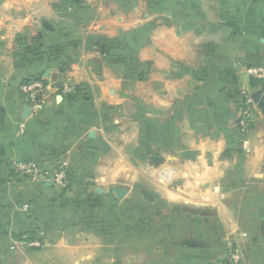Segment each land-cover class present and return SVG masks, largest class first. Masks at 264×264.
<instances>
[{
    "label": "crops",
    "instance_id": "obj_1",
    "mask_svg": "<svg viewBox=\"0 0 264 264\" xmlns=\"http://www.w3.org/2000/svg\"><path fill=\"white\" fill-rule=\"evenodd\" d=\"M88 7L85 17L65 19L54 16L50 0H0V264H41L47 255L38 253L34 243L52 250L56 260L71 250L67 228L52 224L45 204L48 193L42 194L36 184L8 179L11 162L34 161L41 171L61 166L87 170L94 188L135 179L126 162L112 159L123 151L109 143L106 125L111 108L123 105L122 95L104 79L92 83L80 69H111L113 48L137 31L144 37L138 59L151 69L150 80L135 88L141 116L143 106H151L146 119L152 130L150 149L165 159L179 157L174 168L185 176L179 183L183 194L152 181L159 194L151 204L163 200L186 208L178 218L171 214L174 220L161 236L124 241L119 256L103 263L218 264L232 242L244 254L242 264H264V235L259 239L264 218L263 105L255 103L246 134L251 154L242 152L235 128L239 91L252 96L264 90V81L253 84L247 73L264 65V0H121L114 5L89 0ZM94 43L101 44L99 53L89 49ZM53 46L57 58L46 54ZM38 77L57 90L38 118H24L20 86ZM85 77L95 91L93 100L87 107L70 104L61 88ZM85 109L89 117L84 120ZM96 110L103 126L92 122ZM20 124L24 135L18 133ZM41 182L51 189L46 179ZM28 189L36 191L27 194ZM21 202L45 205L24 213ZM229 202L239 204L234 208ZM83 246L91 263L98 248L110 249L90 242ZM129 250L136 254L130 261Z\"/></svg>",
    "mask_w": 264,
    "mask_h": 264
},
{
    "label": "rangeland",
    "instance_id": "obj_2",
    "mask_svg": "<svg viewBox=\"0 0 264 264\" xmlns=\"http://www.w3.org/2000/svg\"><path fill=\"white\" fill-rule=\"evenodd\" d=\"M100 2H111L112 5L121 2V0H96ZM51 8L54 16L65 19H77V17H85L89 11V0H50ZM151 3V0H148ZM147 12L151 9L149 5L146 6ZM143 36L139 31L124 39L121 46L117 49L113 48L111 54L114 55L112 59L111 69H80L86 72L88 79L93 81L105 80L116 85L115 89L122 95V106L112 107L106 125L108 127L109 135L111 136V145L119 150L122 148V155L115 152L112 159L121 160L122 165L127 164L129 173L134 176V180H128L127 184L115 182L111 187L100 186L104 194H99L94 188L96 185L89 181L92 173H87V170H73L68 166L53 167L52 169H44L42 176L37 181L23 177L14 172L8 176L14 181L25 184H36L42 194L48 193V201L45 203L49 212L52 211L54 217L52 224L63 225L67 230L65 235L69 242L70 251H64V259L56 260L55 253L49 248L43 249L35 246L38 253L44 252L47 257L41 264H104L103 260L116 258L119 256V244L127 241L128 243H135L137 241L145 240L146 235L149 241L154 240L152 236L158 234L161 236L166 228L173 222L174 216L178 218L179 214L183 212L186 206L172 207L164 204L160 200L154 205L151 202L157 199L158 191L152 184L167 185L173 193L180 191L179 183L183 182L182 170L174 168L179 157L165 159L162 155H153L150 147L152 146V130L150 120L151 106H143V116L139 113L140 108L137 106L135 94L136 85L147 83L150 80L151 69L146 66H141L138 59L140 51V41ZM89 45V49H93L96 53L101 51V44L99 47L97 43ZM48 54L51 58H57L59 52L56 48L51 47ZM50 49V48H49ZM55 49V50H54ZM65 67V66H64ZM59 72H67L69 69H58ZM78 69H76L77 71ZM84 80L78 82H70L66 87L69 92L62 93L67 95V102L81 103L80 105L88 106L93 100L95 91L89 88V85ZM256 81L253 82V84ZM119 86H118V85ZM62 91V88H61ZM117 94V95H118ZM141 112V111H140ZM85 119H88L89 114L87 109L81 114ZM93 124L97 127L99 124L103 126L102 113L96 110V116ZM149 119V120H146ZM144 120V122H142ZM91 120H89L90 122ZM107 145V143H105ZM103 146V145H101ZM151 157H160L163 161L161 163H154ZM183 157V156H182ZM189 158V157H185ZM126 160V161H125ZM173 166V167H172ZM178 168V166H177ZM169 171L172 173L169 180L163 178V173ZM56 176H61L58 181ZM52 184L51 189H45L42 186V180ZM238 189L239 187H235ZM232 189V188H231ZM230 189V190H231ZM36 190H26V193H35ZM122 193L121 199L116 197V193ZM106 194V195H105ZM146 194L150 200L144 198ZM19 209L24 213L35 210L44 209L43 202H21ZM234 208L239 203L229 202ZM58 211L60 219L55 220V213ZM187 212L191 214L192 209L187 208ZM169 213V214H168ZM172 214V215H171ZM170 223V224H168ZM162 239V238H161ZM84 243H98L110 247V249L98 248L95 255V261L90 262L88 251L83 246ZM93 245V244H92ZM109 251V252H108ZM128 251V260L131 257L135 258V251ZM80 258H82L80 260ZM117 264V262H115Z\"/></svg>",
    "mask_w": 264,
    "mask_h": 264
},
{
    "label": "built area",
    "instance_id": "obj_3",
    "mask_svg": "<svg viewBox=\"0 0 264 264\" xmlns=\"http://www.w3.org/2000/svg\"><path fill=\"white\" fill-rule=\"evenodd\" d=\"M248 76L254 81H264V65L250 67L247 70ZM53 85L47 82L42 77L32 78L24 81L20 86V93L25 101L26 108L29 111V117L38 118L49 103L54 91H56ZM62 93H68L67 88H63ZM255 109V102L251 95L246 90L239 91V100L237 105V118L235 121V128L240 135V148L245 154H251L252 150L250 147L249 140L246 138V134L252 123L253 113ZM19 135H24L25 126L19 125ZM8 170L23 177L30 179L31 181H37L42 176V172L38 163L34 161H13L8 164ZM171 172L166 171L163 173V178L169 180ZM58 181L61 176H56ZM33 246H38L34 243ZM244 260V254L239 249L236 243L229 242L226 250L225 257L218 264H242Z\"/></svg>",
    "mask_w": 264,
    "mask_h": 264
},
{
    "label": "water",
    "instance_id": "obj_4",
    "mask_svg": "<svg viewBox=\"0 0 264 264\" xmlns=\"http://www.w3.org/2000/svg\"><path fill=\"white\" fill-rule=\"evenodd\" d=\"M252 97V99H253V101L255 102V103H259V104H262L263 105V108H262V111H263V113H264V90L263 91H261V92H258L257 94H255V95H252L251 96ZM29 115V111H28V109L26 108V110H25V115H24V118L25 117H27ZM184 157H189L190 158V156H191V154L190 153H188V154H182ZM151 161L152 162H154V163H161L163 160L160 158V157H151ZM45 185H47V183H45ZM48 185H49V183H48ZM51 185V184H50ZM97 193H99V194H104L105 193V191H103L102 189H96L95 190ZM122 193H120V192H117L116 193V197L118 198V199H121V197H122ZM144 198L145 199H147V200H150V198L146 195V194H144ZM202 213L201 212H196V215H201ZM263 235H264V218L261 220V232H260V237H259V239H260V241L263 239Z\"/></svg>",
    "mask_w": 264,
    "mask_h": 264
}]
</instances>
